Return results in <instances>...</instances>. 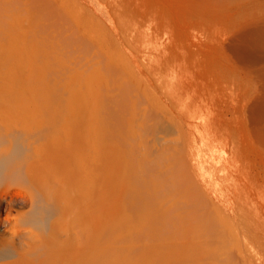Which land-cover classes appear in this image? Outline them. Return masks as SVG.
I'll use <instances>...</instances> for the list:
<instances>
[{"label": "rangeland", "instance_id": "1", "mask_svg": "<svg viewBox=\"0 0 264 264\" xmlns=\"http://www.w3.org/2000/svg\"><path fill=\"white\" fill-rule=\"evenodd\" d=\"M72 3L111 34L109 45L116 38L110 46H120L139 78L168 93L189 172L238 220L248 259L264 264V0ZM47 33L53 53L67 57L72 49L63 36ZM72 56L68 66H90L85 77L90 72L97 85L105 60L83 67ZM52 100L19 67L0 66V159L9 157L0 177V249L20 254L24 264H127L114 242L101 238L94 163L82 157L90 151L70 145L67 129L56 127ZM69 101L73 110L89 103L74 94Z\"/></svg>", "mask_w": 264, "mask_h": 264}, {"label": "bare ground", "instance_id": "2", "mask_svg": "<svg viewBox=\"0 0 264 264\" xmlns=\"http://www.w3.org/2000/svg\"><path fill=\"white\" fill-rule=\"evenodd\" d=\"M95 23L72 0H0V66L19 67L24 78L37 79L53 99L56 127L67 129L70 145L90 151V158L82 157L94 163L103 243L114 242L127 264H253L238 220L189 172L180 114L168 93L139 78L120 46L111 47L116 38L110 36L112 44L111 34ZM55 30L72 49L68 61L73 54L72 62L83 67L105 60L97 85L89 82L90 66L85 77L86 69L70 68L53 53L56 44L42 34ZM72 94L88 98V105L70 108ZM8 164L9 157L0 159V177ZM19 256L0 249V259L24 264Z\"/></svg>", "mask_w": 264, "mask_h": 264}]
</instances>
